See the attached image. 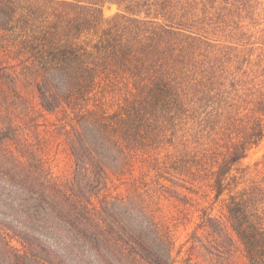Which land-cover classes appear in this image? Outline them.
Segmentation results:
<instances>
[{"label": "trees", "instance_id": "16d2710c", "mask_svg": "<svg viewBox=\"0 0 264 264\" xmlns=\"http://www.w3.org/2000/svg\"><path fill=\"white\" fill-rule=\"evenodd\" d=\"M263 141L259 0H0V264H264Z\"/></svg>", "mask_w": 264, "mask_h": 264}, {"label": "rangeland", "instance_id": "374dc122", "mask_svg": "<svg viewBox=\"0 0 264 264\" xmlns=\"http://www.w3.org/2000/svg\"><path fill=\"white\" fill-rule=\"evenodd\" d=\"M261 3V9H264V0H259ZM104 15L105 17H110L116 12V8L114 6L106 5L104 6ZM260 28H263L261 26ZM264 156V141L258 146L253 148L249 153L248 156L242 161L243 166H251L255 162L260 161ZM51 166L53 171L60 176L68 177L71 173L72 162L70 158L61 151H54L51 155ZM216 213V212H215ZM197 219V214H194L193 219L191 222H187L185 225H179L178 227L174 228V234L176 238V245L177 248L184 243L189 233L191 232L192 228L195 225ZM12 245L18 246L16 241L12 242Z\"/></svg>", "mask_w": 264, "mask_h": 264}]
</instances>
